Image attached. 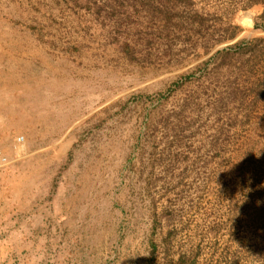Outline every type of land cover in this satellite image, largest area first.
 <instances>
[{"label": "rangeland", "instance_id": "374dc122", "mask_svg": "<svg viewBox=\"0 0 264 264\" xmlns=\"http://www.w3.org/2000/svg\"><path fill=\"white\" fill-rule=\"evenodd\" d=\"M0 154L31 264H264V0H0Z\"/></svg>", "mask_w": 264, "mask_h": 264}, {"label": "crops", "instance_id": "0c3cea01", "mask_svg": "<svg viewBox=\"0 0 264 264\" xmlns=\"http://www.w3.org/2000/svg\"><path fill=\"white\" fill-rule=\"evenodd\" d=\"M0 200V264H31L27 250L38 238L30 232L28 216L31 209L9 207L4 197L0 196Z\"/></svg>", "mask_w": 264, "mask_h": 264}, {"label": "built area", "instance_id": "2783aa9c", "mask_svg": "<svg viewBox=\"0 0 264 264\" xmlns=\"http://www.w3.org/2000/svg\"><path fill=\"white\" fill-rule=\"evenodd\" d=\"M7 164V160L0 154V165Z\"/></svg>", "mask_w": 264, "mask_h": 264}]
</instances>
